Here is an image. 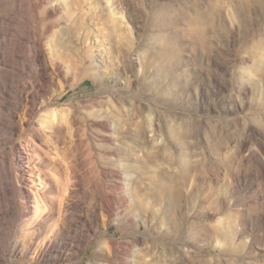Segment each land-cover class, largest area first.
I'll use <instances>...</instances> for the list:
<instances>
[{"label":"rangeland","instance_id":"rangeland-1","mask_svg":"<svg viewBox=\"0 0 264 264\" xmlns=\"http://www.w3.org/2000/svg\"><path fill=\"white\" fill-rule=\"evenodd\" d=\"M0 264H264V0H0Z\"/></svg>","mask_w":264,"mask_h":264},{"label":"bare ground","instance_id":"bare-ground-1","mask_svg":"<svg viewBox=\"0 0 264 264\" xmlns=\"http://www.w3.org/2000/svg\"><path fill=\"white\" fill-rule=\"evenodd\" d=\"M37 179H38V181L39 180H42V179H40V176H38L37 177ZM44 180H45V178H44ZM35 182V181H34ZM40 183H42L41 181H40ZM45 184V183H44ZM31 191V190H30ZM33 192V191H32ZM39 193V192H38ZM32 196H33V198H32V201H33V206H32V211L31 212H33L34 214H39V213H41L43 210H44V207H43V205H41L40 203H39V201H38V194L36 193H33L32 194ZM40 197V196H39ZM46 211V210H45ZM33 214V215H34ZM44 214V213H43ZM40 215V214H39ZM63 221V220H62ZM27 223V222H26ZM32 234V233H31ZM55 238V237H54ZM53 240V239H52ZM35 245H38V244H40V246H38V247H41L40 248V250H39V252H41V251H43V250H45V249H51V248H53L52 247V245H51V240L49 239V237H48V239L47 240H37L36 239V241H35V243H34ZM54 246V245H53ZM58 247H60V246H58ZM57 253H61V251L62 250H60V248H58L57 250Z\"/></svg>","mask_w":264,"mask_h":264}]
</instances>
